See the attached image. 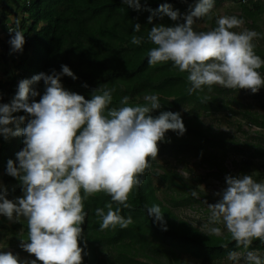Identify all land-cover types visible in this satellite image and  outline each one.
Masks as SVG:
<instances>
[{
	"label": "clouds",
	"instance_id": "9594fccd",
	"mask_svg": "<svg viewBox=\"0 0 264 264\" xmlns=\"http://www.w3.org/2000/svg\"><path fill=\"white\" fill-rule=\"evenodd\" d=\"M224 1L227 0H193L184 13L167 2L149 9L151 27L146 39L155 46L149 49L150 68L146 72L152 77L163 71L184 75L190 81L189 93L207 87L204 91L217 98L221 94L235 96L236 92L228 88L250 89L255 93L264 87V74L259 71L264 66V57L256 52L257 38L264 37V33L243 27L245 21L237 15H218L216 21H211L214 5ZM0 2L15 6L16 1ZM122 3L136 9L143 7L141 0H122ZM165 14L176 23H152L155 15ZM29 18V13L22 10L17 16L8 15V19L0 16L2 60L24 52L29 40L27 28L32 24L28 21L24 25V21ZM197 19L210 22L211 28L208 25L194 28ZM141 27L139 22L135 23L133 32H140ZM144 39L143 35L133 34L131 43L138 45ZM6 62L5 79L0 78L2 85L20 74L14 63V73L9 77ZM65 74L77 78L69 65L61 64L60 71H41L31 78L19 79L14 96L9 102H0V175L4 182L0 191V216L12 224L24 218L27 221L26 239L21 231H6L12 224L3 226V238L12 249L0 251V264H83L87 254L81 245L82 225L87 216L85 200L98 192L109 194L111 200L94 210L100 220L99 228L117 225L126 228L133 217L122 215L121 205L129 207L128 194L142 184L141 174L150 167L149 157H157L158 142L165 139V133L168 141L170 135L175 136L167 130L177 135L186 131L181 112L173 105L175 96L166 98L168 110L158 115L151 114L162 108L158 93H146L142 104L129 103L130 97L125 94L120 97L119 106L110 107L114 87L100 84L92 89L90 98H85L63 86L61 77ZM41 80L44 92L35 100L39 93L31 85ZM216 84L227 88L220 89ZM83 86L88 87L86 82ZM224 102L223 97L216 103ZM20 110L27 115H13ZM200 111L202 120L205 117L202 111L213 115L219 110L213 107ZM24 121L27 122L20 127ZM16 135L23 137V144L16 151V160L10 158L6 163L3 159L8 156L3 143L9 144L11 136ZM158 180L159 177L155 182ZM225 181L226 186L215 193L219 199L207 203L212 224L208 233L221 234L219 225L223 224L236 244L243 247L242 252H228L231 264H264V252L249 247L254 239L264 243V180L255 179L253 173H229ZM192 195L198 197L199 193L193 189ZM145 207L153 222L166 230L161 206L153 203ZM23 249L36 259L21 258Z\"/></svg>",
	"mask_w": 264,
	"mask_h": 264
},
{
	"label": "trees",
	"instance_id": "16d2710c",
	"mask_svg": "<svg viewBox=\"0 0 264 264\" xmlns=\"http://www.w3.org/2000/svg\"><path fill=\"white\" fill-rule=\"evenodd\" d=\"M15 1V6L0 2V16L3 20L8 19V15L14 13L17 16L18 11L22 10L30 15V18L24 21V25L28 21H32V24L27 28L29 40L24 52L18 56L6 58L8 64L15 63L14 66L20 74L14 76L11 82L6 81L3 85L0 83V89L4 92H0V102H9V98L14 96L18 86L17 80L31 78L41 71L46 73L53 69L60 71L61 64H67L77 78L63 75L61 77L63 86L83 94L85 98H90L92 89L100 84L114 87L115 92L110 107L119 106L120 97L125 94L130 97L129 103H145L144 100L137 99L143 98L146 93H158L162 103V108L154 110L152 115L168 110L166 98L170 96H175L173 105L177 106L176 110H180L179 104L193 106L191 111L182 116L186 126L183 135L167 130L169 134L174 133L175 136L170 135L169 141L166 137L167 141L164 139L158 142L159 148H162L166 154L168 151L174 152L176 161L184 164L189 178H184L175 170L169 171L168 166L172 167L169 161L167 166L161 165L164 173L158 174L155 163L149 157L150 167L141 174L142 184L128 194L129 207L124 208L121 205V214L133 217V222L126 228L118 225L115 228L109 227L103 230L99 228L100 220L94 210L97 206L103 207L106 201L111 200L109 194L98 192L85 200L87 216L82 225L84 241H81V245L85 246L87 254L84 255L83 264H150L137 261V258H145L151 264H188L181 260L182 253L200 260L201 264H226L229 261L227 259L229 251L242 252L243 247L236 244L229 232L224 236L206 234L177 216L173 207H178L179 202L173 193L169 195L170 204L158 197V193L162 192L163 188H170L177 194L185 195L182 197L183 202L194 201L192 190L208 179L207 176L198 175L190 163L185 161L184 157H180L185 150H190L195 156L201 157L202 160L199 161L198 166L206 162L209 167L215 164L220 168L221 173L227 172L218 162L222 158L219 155L220 152L231 150L234 151L235 156L244 154L245 158L239 163L240 172L248 173L252 169L259 177H264V164L255 163L257 157L264 158V149L259 144L252 145L253 151L247 149L242 151L232 142L230 143L233 141L231 137L225 138L224 132L213 131L211 125L205 126L204 121L200 119V110L213 107L216 110L228 109L232 115L240 114L230 107L232 104H240V98H231L230 101L221 105L216 103L219 100L217 96L204 91L208 89L207 87L203 91L189 93L190 81L184 75L163 71L152 77L146 72L150 68L147 65L149 49L155 46L146 39L147 31L151 27L148 17L152 15V12L149 9H157L161 3L167 2L173 9H179L181 13H184L189 10L193 0H141L143 7L140 9L123 4L122 0H26V3L21 0ZM239 3L243 14L248 15L253 24L264 13V0H248L247 3ZM40 21L45 24L40 25ZM137 22L142 27L140 32L134 33L133 26ZM152 23L171 25L176 21L165 14L155 15ZM133 34L143 35L145 39L138 45L132 44ZM256 52L264 57V49L259 51L256 48ZM165 62L170 63V61ZM259 71L264 74V66ZM85 82L88 87L83 86ZM31 87L37 89L39 93L33 99L39 100L44 92L43 80L33 83ZM212 88L215 89V86L213 85ZM228 90L260 97L263 100L259 104L264 111V98H261V96L264 97V87L258 94L243 88H228ZM204 96L209 99L204 100ZM247 114L250 118L252 117L249 122L251 125L264 128V114L256 115L249 112ZM13 115L27 114L24 110H20ZM26 122H21L20 127H23ZM5 141L7 142V139ZM8 142L9 144L3 143L8 156L3 159L6 163L10 158L16 160L15 154L23 144V137L11 136ZM247 147L251 148V145L248 144ZM233 162L238 163L235 159ZM154 175L159 177L157 183L153 178ZM19 182L18 184H21ZM7 196L9 197L10 193H7ZM153 203L159 204L161 211L164 212L166 230L158 223H154L153 218L148 215L145 205L150 206ZM113 207H116L115 202ZM6 231L12 233L21 231L26 239V219L13 223L10 228H6ZM249 247L258 248L264 252V243L259 239H254ZM161 256L166 261L161 262Z\"/></svg>",
	"mask_w": 264,
	"mask_h": 264
},
{
	"label": "rangeland",
	"instance_id": "374dc122",
	"mask_svg": "<svg viewBox=\"0 0 264 264\" xmlns=\"http://www.w3.org/2000/svg\"><path fill=\"white\" fill-rule=\"evenodd\" d=\"M240 0H227L224 2H221L219 4L214 5V8L212 9V14L210 16L211 21H216V17L218 15H237L239 17H243L245 23L243 27L247 28H253L256 29L258 32L264 33V13L259 16L256 23L253 24L252 19L248 15H244L241 4L239 3ZM25 16V14L22 15V17ZM208 25L209 28H211L210 22L207 24L202 22L201 20L197 19V22L194 24V27L196 29L203 28L204 26ZM239 30V29H237ZM256 48H258L259 51L264 49V37L257 38L256 41ZM1 54V53H0ZM7 67L6 60H2L0 58V78L5 79V74ZM4 68V69H3ZM9 77L12 73H14L13 65L9 64ZM17 71H15V74ZM8 77V78H9ZM220 89H225L227 87L221 86L219 84H216ZM249 92H251L250 89H247ZM224 91V90H223ZM258 92H255V94H258ZM216 94V93H215ZM234 95L232 94H221L219 95V98H225V101H230L231 98ZM237 98H240V104H232L230 107L234 108V110L240 114L232 115L228 109H221L218 112H214L212 115H208L205 111H202V116L205 115L202 120L205 122V126L211 125L213 128V131H222L224 132L225 138H230L233 141L232 144L238 149L240 148L242 151L252 150V145H260L261 148L264 149V128L258 125L250 126L249 122L252 119L247 114V112L251 114H264L263 109L260 106V102L263 100L259 98H256L250 93H240L236 92L235 96ZM261 98H264L261 96ZM143 99L141 97H138L137 100ZM178 111L181 112V115L183 116L186 112L191 111L192 106L189 104H179ZM168 137V134L165 133V139ZM171 140V139H170ZM250 144L251 148L247 147V145ZM173 151H168V154H166L162 148H159L157 157L152 158L153 162L156 165V171L158 174L162 172L161 165L164 164L167 166V162L172 163V167L168 166V170H175L177 171L181 176H184L185 178H188V174L185 172V166L181 162H177L175 159V156L173 155ZM219 155L222 157L218 160L220 164L223 165L227 173H221L220 168L213 164L211 167H209V164L206 162L202 166H198L199 161H201L200 156H195L190 150H185L180 154V157H184L185 161H188L190 163V166L193 167L198 175L201 176H207L206 182H204L199 187H194L196 191H198L199 196H193L194 201H182V197L185 195L182 193L177 194V192L172 191L170 188H163V191H166L165 193L159 192L158 197L162 199V201H166L168 204H170L168 201L170 200L169 195H173L178 199L177 206L173 207V210L177 216H179L181 219L189 222L191 225L198 227L201 232L208 233V228L212 226L211 222L209 221V214L210 209L207 206V203H215L219 197L215 195V193L219 190H221L223 187L226 186L225 176L226 174H232L237 175L240 174V165L239 163L243 158H245L244 154H238L235 156L234 151H223V153H219ZM224 156V157H223ZM236 160L238 163H234L233 160ZM255 163L258 165L264 164V158L257 157L255 160ZM158 166V167H157ZM253 173L254 178L257 180H264V177H259L257 172L255 170L250 169L248 171V174ZM219 174V176H218ZM154 179H157L158 176H153ZM4 182L2 180V176L0 175V191L2 190ZM177 194V195H176ZM12 224L11 221H9L6 217L0 216V251H11L12 247H10L7 242L5 241V238H3V226H10ZM222 228L221 234H216L218 236H224L228 231L224 228L223 224L219 225ZM13 252V251H12ZM16 253V252H14ZM30 257L32 259H36L35 257L28 255L26 251L23 249V255L21 258ZM181 260L185 261L188 264H201L200 260H196L190 255L187 254H181L180 255ZM228 259V258H227ZM137 261L140 262H148L151 264L149 260H146L145 258H137ZM161 262L166 261L163 256H161ZM39 264H42L39 262ZM226 264H231V261H228Z\"/></svg>",
	"mask_w": 264,
	"mask_h": 264
},
{
	"label": "crops",
	"instance_id": "0c3cea01",
	"mask_svg": "<svg viewBox=\"0 0 264 264\" xmlns=\"http://www.w3.org/2000/svg\"><path fill=\"white\" fill-rule=\"evenodd\" d=\"M1 69V68H0Z\"/></svg>",
	"mask_w": 264,
	"mask_h": 264
}]
</instances>
